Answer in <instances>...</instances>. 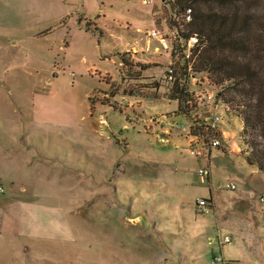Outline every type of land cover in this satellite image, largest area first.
Instances as JSON below:
<instances>
[{"label": "rangeland", "instance_id": "1", "mask_svg": "<svg viewBox=\"0 0 264 264\" xmlns=\"http://www.w3.org/2000/svg\"><path fill=\"white\" fill-rule=\"evenodd\" d=\"M238 5L252 14L251 28L264 21V0H239ZM179 8L177 0L168 4L162 0H0V98H5L0 105L2 136L8 134L12 144L18 140L38 149L43 158L56 161L57 170L55 206L50 203L48 211L49 204L45 205L46 198L52 202L53 185L50 195L49 187L36 185L38 192L32 197L37 205L35 238L17 236L20 223L14 204L19 198L0 193V219L5 225L0 236V264H204L203 254L190 252L198 243L183 231L184 220L190 222L191 218L187 210H181L179 199L192 202L197 218L207 224L196 198L208 197L209 189H218L215 193L220 198L225 190L234 192L225 186L233 182L235 160L257 164L254 153L264 152V124L260 131L249 129L245 134L234 102L218 105L215 110L221 116L227 146L213 149L209 160L197 159L186 148L166 153L151 144L152 128L169 127L144 119L160 105L140 108L146 114L140 118L117 95L110 105L93 100L103 97L99 88H109L106 81L110 77H103L106 73L120 80L116 51L143 42L145 30L153 26L151 10H161L169 23L171 12ZM259 55H248L254 67L248 87L260 102L264 119V57ZM163 56L165 60L170 57ZM145 73L160 76L163 67ZM106 99L108 96L102 98ZM175 107L176 102L169 101L162 109ZM170 130L174 137H185L173 127ZM114 138L122 148L114 144ZM223 153L238 158L227 160ZM260 162L264 164V159ZM33 166L38 176L43 163L34 161ZM66 166L83 171L77 170V174ZM200 166L209 169L211 183L204 184L197 176ZM64 172L67 175L62 177ZM49 213L50 232L45 230ZM138 214L142 220L135 219ZM202 226L198 224V228L209 227ZM15 241L32 249L23 253L14 247ZM161 243L164 251L158 249Z\"/></svg>", "mask_w": 264, "mask_h": 264}, {"label": "crops", "instance_id": "2", "mask_svg": "<svg viewBox=\"0 0 264 264\" xmlns=\"http://www.w3.org/2000/svg\"><path fill=\"white\" fill-rule=\"evenodd\" d=\"M159 8L160 7H158V9ZM150 17L153 22L152 27L156 26L166 31L168 24L166 16L161 10H155V12L151 10ZM157 22H159V26L156 25ZM124 26L127 27V30L134 29L132 25ZM157 46V41L147 39L145 36L143 42L136 41L130 43V45L124 48L123 51H116V54L118 56L116 70L119 73L120 80L117 81V78L115 76H110L106 73V75H104L103 77H110V81H106V83L109 85V88H99L98 93L101 92V96L103 97L108 96V99H106L105 102L102 100L103 97L98 98V100L93 99L95 100L94 103L100 105H110V103L114 102V100H112L113 97L117 95V97L121 98L123 106L128 108L127 110H131V114H134L133 116L140 118L146 115L140 110V108L144 109L149 104L160 105L157 110L150 111L149 115L165 114L174 111L176 107L168 111L162 109L165 102L170 101L168 100L167 95H165L166 89L164 86L162 88L158 87L156 88V90L149 86L145 88H138L141 87L142 83L150 81L145 79V77H153L155 80H158L161 77V75L158 76L155 73L147 75V73L145 72H147L150 68L163 67L164 72V65H167L171 62L170 57H168V59L166 60L164 59L163 55L167 54L155 50ZM120 54H125L133 63L146 65L145 70L141 72L139 77H143L144 79H129L125 75V73L120 72ZM1 87H3V85L0 83V90L2 89ZM129 89H131V92H129ZM139 89L142 90L144 94L138 95L137 91ZM4 102L5 98H0V105L5 104ZM155 128L156 127H154V129L152 128V131L149 132V134L152 135L150 137H152L153 139H149V137H147V135L145 134L146 138L149 139L154 147L158 146L160 148H163L166 150V153L170 152L171 150L179 151L182 148H186L187 142L185 137L181 135L179 136V134L176 135L178 137H174L170 133L161 135L160 133L163 132V125H160V129L158 127L159 130L157 131ZM154 132H156V134H154ZM8 137V134L2 136V131L0 129V183L5 188V191L3 192L5 195L10 194L14 198H19L14 204L16 205V212L18 221L20 223V227L17 231V236H22L25 238H35L36 236L34 232L38 225L35 224L33 220L35 218V206L37 205L32 201V197L36 195L35 191L38 189L36 188V185L43 184L44 186L49 187L48 195H50L51 185H53L54 197H52V202L51 199L47 201V199L49 198H46L45 205L46 203L49 204L48 211H50L51 209L50 203L55 206V183L57 178V170L55 164L56 161H53L50 158H43L40 155L38 149L27 147L25 144L21 145L18 140L15 142L16 145L12 144L8 141ZM112 140L114 144L119 145L122 148L116 138ZM212 155L213 149L208 153V160ZM236 156L237 154H228L225 157L227 158V160L232 161L233 158H238ZM34 161L43 163V167L39 168L40 171L37 173L38 176L34 175L33 173V170H38L33 166ZM235 161H237L238 163L233 165L235 167H233L232 181L236 185V188L232 190L234 191L233 193H229V191L225 190V194L220 198L218 197V194L215 193V190L218 189H214L212 191L211 189H209L208 197L199 196L207 199L209 205V212H201L202 215H200L202 217L206 216L205 219L208 222L207 224L203 221V219L197 218L199 214L192 205V202H186L182 197L179 199V206L181 210H187V214L191 218L190 222L184 220L185 229L183 231L186 233L188 239L190 240L196 237L194 239V242L198 243V246L192 245V249L190 252H193L195 254L197 251L200 255L203 254V257L205 258L204 264H207L208 261H211L214 256L219 254H221L227 261L232 262V264H264V202H261L259 200V196L261 194H264L263 166L260 167L258 164H254L249 161H246L245 163L240 162L239 159ZM235 161H233L232 163H234ZM66 167H69L74 172H77V170H81L73 168V166ZM81 171H83V169ZM154 173L155 171L153 172V174ZM66 175L67 172L61 174L62 177H65ZM37 177H40V181L37 180ZM209 183H211L210 171ZM225 189L227 188L225 187ZM120 212L121 209H119V214H121ZM122 212V216L126 217V210H123ZM22 215H24V218H22ZM55 215L56 211L54 208V222ZM119 216L121 217V215ZM139 217H141L142 220L141 214L136 215L135 219H138ZM39 218L40 217H38V219ZM48 219V227H45V230L49 228L48 231L50 232V213ZM170 221H173V219H171ZM198 224H203L202 227H205L207 225L209 227L208 229L198 228ZM178 225L180 226V223H178ZM4 231L5 225L2 218L0 219V236L4 233ZM224 236H229L230 241L222 242ZM163 245L164 244L161 243L158 249H162L161 251H164L163 248L165 247ZM14 247H18L20 250H22L23 253L26 252L27 254L32 249V247H29L28 244H23V242L20 243L19 241H15ZM181 248L185 247L182 246ZM196 248H198V250H196ZM167 250L169 251V249ZM167 264L174 263L168 262Z\"/></svg>", "mask_w": 264, "mask_h": 264}, {"label": "trees", "instance_id": "3", "mask_svg": "<svg viewBox=\"0 0 264 264\" xmlns=\"http://www.w3.org/2000/svg\"><path fill=\"white\" fill-rule=\"evenodd\" d=\"M162 1L168 4L174 0ZM177 1L181 8L173 10L169 23L167 21L169 29L176 32L171 62L164 65V72L158 80L145 77L150 81L138 88L149 86L156 90L164 86L168 100L176 102L175 110L188 111L186 101L192 78L207 75L211 85L220 88L214 91L215 102L222 105L234 102L233 109L242 118L243 133L246 134L249 129H262L263 110L248 87L254 74L248 55L255 53L264 57V21L259 22L258 28H251L252 14L243 9L244 5H238L239 0ZM188 7L191 9V20L175 21L174 16L181 15ZM192 35L196 37V43L189 57H186L185 44ZM120 57L121 73H125L129 79H144L139 77L146 65L131 62L125 54H120ZM169 69L172 71L169 72ZM137 93L144 94L140 89ZM254 155L255 162L264 170V164L260 162L264 159V152ZM249 161L254 163L253 160Z\"/></svg>", "mask_w": 264, "mask_h": 264}, {"label": "built area", "instance_id": "4", "mask_svg": "<svg viewBox=\"0 0 264 264\" xmlns=\"http://www.w3.org/2000/svg\"><path fill=\"white\" fill-rule=\"evenodd\" d=\"M145 2H152V0H144ZM181 19L184 22L191 20V9L188 7L182 11L179 16H174V20ZM175 30L169 29L164 31L158 27H152L145 31L147 39L155 40L158 43L155 49L158 52L171 55L173 51V43L175 41ZM196 43V37L191 36L185 44V56L189 57L191 51ZM169 72L172 70L169 69ZM171 78V76H169ZM211 86L207 75L201 78L193 77L191 87L188 89V99L186 107L188 111H171L165 114H151L147 115L150 122L167 123L168 126L163 125L164 134L171 133L173 127L176 131L183 133L186 139L187 152L197 159H204L208 157V153L212 149H218L227 146L223 139V130L220 128V114L216 112L218 105L215 102L214 91L209 89ZM224 107V105H222ZM226 107V106H225ZM145 130H149L145 128ZM197 176L202 183H209V169L206 167H199L197 169ZM227 189L233 190L236 188L235 183L230 182L225 186ZM5 191L4 186L0 183V193ZM259 200L264 202V194L259 196ZM196 205L200 212L208 213L209 205L207 199L203 197L196 198ZM230 237L224 236L222 242H229ZM212 264H232L227 261L221 254L216 255L211 260Z\"/></svg>", "mask_w": 264, "mask_h": 264}]
</instances>
